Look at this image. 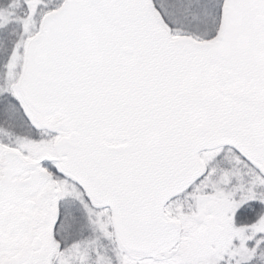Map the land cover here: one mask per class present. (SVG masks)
<instances>
[{"label": "snow or ice", "instance_id": "1", "mask_svg": "<svg viewBox=\"0 0 264 264\" xmlns=\"http://www.w3.org/2000/svg\"><path fill=\"white\" fill-rule=\"evenodd\" d=\"M0 264H264V0H0Z\"/></svg>", "mask_w": 264, "mask_h": 264}]
</instances>
